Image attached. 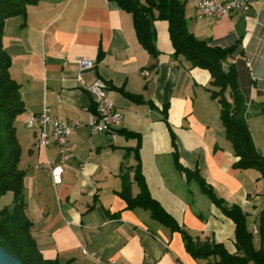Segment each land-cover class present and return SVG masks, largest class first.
<instances>
[{
  "label": "crops",
  "instance_id": "1",
  "mask_svg": "<svg viewBox=\"0 0 264 264\" xmlns=\"http://www.w3.org/2000/svg\"><path fill=\"white\" fill-rule=\"evenodd\" d=\"M184 9L187 29L195 37L237 45L223 66L236 68L240 88L248 93L246 120L260 115L256 102L264 100V5L254 0L248 11L221 17H197L193 0H185ZM153 26L156 56L139 44L131 14L114 0H38L27 5L25 15L5 19L2 45L24 103L14 126L21 148L18 166L25 172V212L44 258L59 264H215L213 257L193 258L181 234L149 211L125 208L118 194L121 174L129 175L136 195V147L152 197L191 236L235 250L233 222L175 167L169 128L180 164L198 168L213 191L227 205L238 204L247 223L256 227L264 209V181H257V169L233 167L236 157L220 107L208 90L209 71L173 55L166 20H155ZM81 57L93 59L94 67L80 70ZM143 70L149 73L143 75ZM97 78L107 84L106 98L121 118L114 129L93 134L86 126L93 103L86 87ZM121 89L141 100L129 99ZM43 108L78 123L67 137L72 157L56 185L41 165L54 160L57 149L38 146L35 129L27 126ZM123 129L140 139L126 137ZM115 212L118 218L108 215Z\"/></svg>",
  "mask_w": 264,
  "mask_h": 264
},
{
  "label": "trees",
  "instance_id": "2",
  "mask_svg": "<svg viewBox=\"0 0 264 264\" xmlns=\"http://www.w3.org/2000/svg\"><path fill=\"white\" fill-rule=\"evenodd\" d=\"M38 0H0V198L6 192H11V203L0 207V246L9 254L20 259L23 264H59L56 259L44 258L32 234V222L25 212L23 192L24 170L18 164L21 148L17 140L14 119L24 110L20 96L19 84L11 77L9 68L10 55L2 45V31L5 19L15 15H25L26 7ZM132 16L135 34L139 44L150 54L156 56L155 20H166L169 38L173 46V55L188 60L192 67L209 71L210 82L208 90L220 107V118L225 128L227 139L231 142L236 160L234 168L257 169L264 178V157L257 151L246 120L247 98L242 92L238 73L234 66L227 69L223 61L231 56L237 45L220 46L210 40L199 39L186 26L185 0H114ZM102 53L99 52L98 57ZM123 95L133 101H140L137 95L121 89ZM91 110L94 109L93 103ZM259 114L264 116V102L261 103ZM171 132L174 147L173 158L177 170L183 172L187 181L195 180L200 190L210 201L220 209L234 224L233 252L213 239H201L191 236L169 214L162 205L152 197L145 177L142 173L138 148L134 149L137 163L132 167V180L137 185L136 195L131 193V180L127 173L121 174L122 187L118 192L125 201L126 209L142 208L149 211L151 217L171 231L181 234L186 251L195 259L214 258L215 264H264V209L257 217L256 229L249 230L246 215L241 207L232 203L227 205L219 197L200 174L198 168L183 167L176 151L175 137ZM126 137H135L138 133L120 130ZM112 218H118L119 212L108 213ZM255 236L260 240L258 247L254 244Z\"/></svg>",
  "mask_w": 264,
  "mask_h": 264
},
{
  "label": "built area",
  "instance_id": "3",
  "mask_svg": "<svg viewBox=\"0 0 264 264\" xmlns=\"http://www.w3.org/2000/svg\"><path fill=\"white\" fill-rule=\"evenodd\" d=\"M254 0H193L197 17L213 16L221 17L230 15L232 12L248 11ZM264 5V0H260ZM81 69L92 68L95 61L90 58L81 57L78 59ZM148 70H143L142 74L147 75ZM78 81H82L80 73L77 76ZM86 90L92 97L94 109L91 110L86 126L91 133L107 132L114 129L120 122L121 114L118 112L112 102L107 100V84L101 78H97L86 87ZM78 123H71L60 117L51 116L48 108L27 121L29 128L35 129V138L38 146L46 148L50 144L57 149L54 160H46L41 165L43 170L51 177L56 185L60 183L61 175L64 171L66 162L72 157L67 149V137L73 131ZM253 233L257 234L256 227H253ZM105 264H115L108 260Z\"/></svg>",
  "mask_w": 264,
  "mask_h": 264
},
{
  "label": "rangeland",
  "instance_id": "4",
  "mask_svg": "<svg viewBox=\"0 0 264 264\" xmlns=\"http://www.w3.org/2000/svg\"><path fill=\"white\" fill-rule=\"evenodd\" d=\"M243 92V90H242ZM244 93V92H243ZM248 94V93H247ZM247 94H244L247 98ZM263 101L256 102L257 105L260 107L261 103ZM248 128L250 129V132L252 134V137L254 136V145L257 149V151L264 157V116L262 114H252L249 121H247ZM258 171V170H257ZM258 182L262 183L264 181V178L262 177L261 173L259 174ZM11 192H6L3 194L0 198V207L10 204L11 203ZM246 215V214H245ZM246 224H248L249 230H252V223L248 221L247 223V215H246ZM258 239V237H256ZM258 240L255 242L256 245H258Z\"/></svg>",
  "mask_w": 264,
  "mask_h": 264
},
{
  "label": "water",
  "instance_id": "5",
  "mask_svg": "<svg viewBox=\"0 0 264 264\" xmlns=\"http://www.w3.org/2000/svg\"><path fill=\"white\" fill-rule=\"evenodd\" d=\"M0 264H23L19 258L9 254L3 247L0 246Z\"/></svg>",
  "mask_w": 264,
  "mask_h": 264
}]
</instances>
